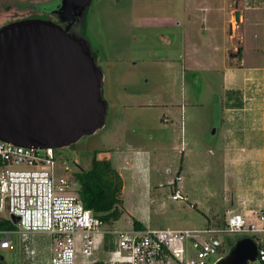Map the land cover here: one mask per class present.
I'll list each match as a JSON object with an SVG mask.
<instances>
[{
  "label": "rangeland",
  "instance_id": "obj_1",
  "mask_svg": "<svg viewBox=\"0 0 264 264\" xmlns=\"http://www.w3.org/2000/svg\"><path fill=\"white\" fill-rule=\"evenodd\" d=\"M53 1L0 0V26L25 17L44 18L40 9ZM205 1L92 0L65 27L86 44L103 72L102 96L108 108L103 129L70 147L58 149V157L73 168L79 164L82 169H89L96 151L101 152V157L111 158L117 148L127 150L128 145L129 151L149 150L152 155L150 197L147 200L127 192L124 215L110 227L112 230L132 229L130 206L139 204V200L144 210L138 206L135 213L140 218L152 219L153 228L204 229L208 227V218L212 222L217 214L223 217L214 219L219 223L212 226L225 227L229 210L226 215L225 211L231 200L227 190L237 184V177L222 158L223 110L232 117L229 121L233 124L240 121L238 109L252 103L250 98H256L255 103L264 106V72L258 84L226 91L221 60L211 63L206 57L191 59L192 41L204 33ZM212 2L218 11L210 15L208 26L218 30V39L222 41L231 32L225 15L229 9L225 0ZM45 18L56 20L53 15ZM250 30L255 32L257 27ZM207 48L212 49L210 45ZM217 126L220 133L216 140L211 135ZM182 163L179 186L184 196H190V202L172 200L175 188L169 183L178 175ZM73 188L78 190L79 184H73ZM144 199L148 201V210ZM233 201L234 209L241 210L245 205L238 196ZM0 215L6 218V214ZM247 236L228 233L222 234L221 239L227 242L229 251ZM255 239L259 245L260 240ZM25 244L35 250L33 260L24 250ZM14 246L13 250H1L7 264H32V261L45 264L52 252L53 239L37 233L25 242L21 235H14ZM97 258L109 261L110 255L102 251L90 258L80 255L76 264H93Z\"/></svg>",
  "mask_w": 264,
  "mask_h": 264
},
{
  "label": "built area",
  "instance_id": "obj_2",
  "mask_svg": "<svg viewBox=\"0 0 264 264\" xmlns=\"http://www.w3.org/2000/svg\"><path fill=\"white\" fill-rule=\"evenodd\" d=\"M78 169L79 164L73 168L61 160L56 149L27 148L0 140V213L11 221L13 216L19 218L17 230L0 232V249H15L14 235L27 242L30 236L45 233L53 239L49 264H76L80 255L92 257L105 237L113 235L115 248L105 264H217L228 253L222 234L264 235V214L254 212L259 222H251L234 210L227 212L223 229L106 230L73 188ZM181 181L179 171L169 183L175 188L172 200L176 202L188 201ZM24 250L33 260L35 250L28 244ZM255 262L264 264L262 244Z\"/></svg>",
  "mask_w": 264,
  "mask_h": 264
},
{
  "label": "water",
  "instance_id": "obj_3",
  "mask_svg": "<svg viewBox=\"0 0 264 264\" xmlns=\"http://www.w3.org/2000/svg\"><path fill=\"white\" fill-rule=\"evenodd\" d=\"M91 2L60 0L55 13L71 22ZM103 81L86 44L61 25L25 19L1 27L0 140L58 150L94 135L106 125ZM258 250L252 237L239 239L217 264H252Z\"/></svg>",
  "mask_w": 264,
  "mask_h": 264
},
{
  "label": "crops",
  "instance_id": "obj_4",
  "mask_svg": "<svg viewBox=\"0 0 264 264\" xmlns=\"http://www.w3.org/2000/svg\"><path fill=\"white\" fill-rule=\"evenodd\" d=\"M212 1L206 0L204 3L206 4L202 17L204 20V33L198 35L201 39L198 36L197 39L196 37L195 39L192 38L189 52L194 55L191 59L206 57V60L211 63L217 59L221 60L223 62L221 66L224 69V79L228 85L226 91L241 88L242 85L245 86L246 84H258L260 76H263L262 73L264 72V0H225L229 12H225L222 8L221 11L225 12L231 32L228 36L224 35L222 41L218 39V30L208 26L210 15L215 10L218 11ZM236 12H240V21L236 20ZM252 27H257V30L255 32L251 31ZM208 45L212 49H208ZM249 100L252 102L248 104L249 107L244 106V108L238 109L241 112L239 122L232 124L229 121L232 117L224 110L220 122L221 127L224 129L221 146L222 158L224 164L228 165L231 171L234 170L237 177V184L227 190V193H231V200L225 215L227 210H234L246 216L251 222H259L258 215H254V212L259 215L264 214V106L256 104L257 100L254 97ZM219 128V126L215 127L216 134L211 135L216 140L219 137ZM215 143L216 141L211 146L214 147ZM126 147L127 150L117 148L112 157L108 158L124 179L123 200L127 192L131 196L147 197L148 200L151 190H153V186L150 184V178L152 177L151 152L149 150L132 152V150L129 151L128 145ZM183 168L184 163H182L181 172ZM237 196L245 203L241 210L234 209L236 200L233 201V198L235 199ZM186 197L190 202V196ZM147 200L143 201V203H147L146 210L149 208ZM141 203V200H139V204H131V210L129 211L132 216L129 219L130 225L133 228V220H137L146 229H158L150 227L152 219H149V217H146V219L144 217L140 218L135 213L138 206L144 210V206L140 205ZM196 206H198V203H196ZM125 210L128 211V209ZM219 215L217 214L218 217L216 216L217 218L214 219L223 217V215ZM205 217L208 218L207 215ZM214 219L212 223L208 218L206 225L208 227L217 225L219 222H214ZM113 229V231L122 230ZM180 230L183 229L180 228ZM260 238L262 245H264V235H261ZM112 245L115 248V239L113 235H107L103 244L95 252L102 251L110 255V252L114 249ZM106 246H110V248H106ZM50 258L51 255L45 264H49ZM106 260L97 258L93 264H105Z\"/></svg>",
  "mask_w": 264,
  "mask_h": 264
},
{
  "label": "trees",
  "instance_id": "obj_5",
  "mask_svg": "<svg viewBox=\"0 0 264 264\" xmlns=\"http://www.w3.org/2000/svg\"><path fill=\"white\" fill-rule=\"evenodd\" d=\"M100 154L101 152L99 151L94 153L89 169H82L79 166L77 173H75V178L79 184L78 190L85 208L102 222L104 229L112 230L110 227L124 215V179L113 167L111 161L106 156L101 157ZM133 224L135 229H146L137 220H134ZM17 229L18 227L11 220L0 217V232L5 230L14 231ZM252 238L254 240L258 238L260 240L259 245L262 244L260 237L253 236ZM224 243L228 249L227 242L225 241ZM106 248H110V246H106ZM112 248H114L113 245ZM1 250L0 264H7Z\"/></svg>",
  "mask_w": 264,
  "mask_h": 264
},
{
  "label": "flooded vegetation",
  "instance_id": "obj_6",
  "mask_svg": "<svg viewBox=\"0 0 264 264\" xmlns=\"http://www.w3.org/2000/svg\"><path fill=\"white\" fill-rule=\"evenodd\" d=\"M58 1L56 2V0H55V1H53L54 3L50 4V6L44 7L43 9H40V13H42V16L44 15V18H41L39 16H36V17H32L31 16V17L21 18L19 20H25V19L49 20V21H53L54 23H57V24H59V25H61V26H63L65 28L67 26V24H69V23L62 21L60 16L55 13V10H56V8L58 7V5L60 3V1L59 2ZM36 12H37V10L35 11V13ZM50 15H53V17H55L56 20H52L51 18H45V16H49L50 17Z\"/></svg>",
  "mask_w": 264,
  "mask_h": 264
}]
</instances>
